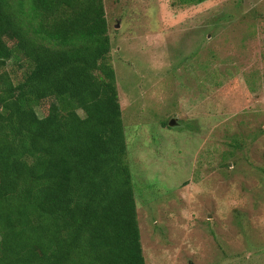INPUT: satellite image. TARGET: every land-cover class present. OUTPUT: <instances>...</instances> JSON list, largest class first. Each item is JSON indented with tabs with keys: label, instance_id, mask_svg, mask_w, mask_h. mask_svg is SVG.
Wrapping results in <instances>:
<instances>
[{
	"label": "rangeland",
	"instance_id": "374dc122",
	"mask_svg": "<svg viewBox=\"0 0 264 264\" xmlns=\"http://www.w3.org/2000/svg\"><path fill=\"white\" fill-rule=\"evenodd\" d=\"M104 6L146 264H264V0Z\"/></svg>",
	"mask_w": 264,
	"mask_h": 264
},
{
	"label": "trees",
	"instance_id": "16d2710c",
	"mask_svg": "<svg viewBox=\"0 0 264 264\" xmlns=\"http://www.w3.org/2000/svg\"><path fill=\"white\" fill-rule=\"evenodd\" d=\"M111 49L104 0H0V264H146Z\"/></svg>",
	"mask_w": 264,
	"mask_h": 264
},
{
	"label": "water",
	"instance_id": "95a60500",
	"mask_svg": "<svg viewBox=\"0 0 264 264\" xmlns=\"http://www.w3.org/2000/svg\"><path fill=\"white\" fill-rule=\"evenodd\" d=\"M173 124H174V119H172L170 122V125H173Z\"/></svg>",
	"mask_w": 264,
	"mask_h": 264
}]
</instances>
